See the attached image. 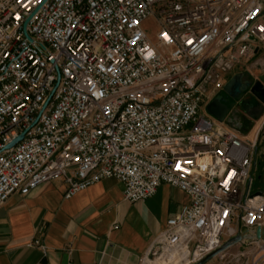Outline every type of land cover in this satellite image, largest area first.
Instances as JSON below:
<instances>
[{"label":"built area","instance_id":"2783aa9c","mask_svg":"<svg viewBox=\"0 0 264 264\" xmlns=\"http://www.w3.org/2000/svg\"><path fill=\"white\" fill-rule=\"evenodd\" d=\"M261 51L264 0H0V208L55 180L66 200L107 179L131 204L178 189L140 264H198L264 227V114L251 140L201 114ZM238 246L264 264V241Z\"/></svg>","mask_w":264,"mask_h":264},{"label":"crops","instance_id":"0c3cea01","mask_svg":"<svg viewBox=\"0 0 264 264\" xmlns=\"http://www.w3.org/2000/svg\"><path fill=\"white\" fill-rule=\"evenodd\" d=\"M218 96L202 109L225 129L251 140L256 123L245 134L247 123L259 122L263 115L256 120L242 108L237 115L226 111L219 120L208 111ZM261 157L264 160V148L258 149L257 162ZM254 183L255 179L253 192ZM66 189L64 182L55 180L26 197H10L0 208V264H140L167 220L189 203L184 193L167 185L160 186L154 197L133 204L124 201L123 186L114 179L69 200L64 197Z\"/></svg>","mask_w":264,"mask_h":264},{"label":"rangeland","instance_id":"374dc122","mask_svg":"<svg viewBox=\"0 0 264 264\" xmlns=\"http://www.w3.org/2000/svg\"><path fill=\"white\" fill-rule=\"evenodd\" d=\"M146 29L150 37L153 40H155L156 33L158 30L157 24L152 21L148 22L146 23ZM239 72L240 71L236 69V71L229 77V81H231ZM239 74H243L252 83L258 81L264 85V51H261L259 54H257V56H255L254 58V61L247 65V68L243 71V73H239ZM227 96L229 98L227 99L226 102L227 104L224 110L229 111L231 113L235 112V115H237V112H239L240 109H242L240 107V103L237 102L236 99H233L231 96H229V94H227ZM250 98H254V97H252L250 91L247 90L243 96V101L248 100ZM201 114L208 117V113L206 109H202ZM263 114H264V107H263L262 115ZM251 120L252 121L250 122H253V124L254 123L257 124L255 120L253 119ZM256 124H254V126ZM263 148H264V136L259 145V150L261 151ZM253 174H255L254 193L261 192L264 189V160L262 157L260 158V161L257 162V169ZM246 247L247 246H238V245L234 246L233 248L230 249V251L227 253L228 255L223 260H221L220 257H216L208 264H239L237 263V260L234 259L233 257L236 256L238 253H244L245 252L244 249Z\"/></svg>","mask_w":264,"mask_h":264},{"label":"water","instance_id":"95a60500","mask_svg":"<svg viewBox=\"0 0 264 264\" xmlns=\"http://www.w3.org/2000/svg\"><path fill=\"white\" fill-rule=\"evenodd\" d=\"M27 24H28V22L26 23V25ZM241 77H243V74L235 76L227 84V85L231 86V91L228 92L229 96H231L233 99H236L237 102L239 101L240 107H242L243 103L245 101H241L239 96L242 93H245L247 91V89H249L250 94L252 95V97H254L258 101V103H259V105L261 107H264V85L262 83L258 82V81L254 82L253 84H252V82H248L244 86V88L241 89V85H240ZM228 98H229L228 96H225L224 98H221L220 96H218L212 102V104H211L212 108L211 109H209L210 107L208 108V111L210 112V114L215 116L218 113L224 111V109L226 107V104H227L226 102H227ZM212 109L214 110V112L211 111ZM217 119H219V118H217ZM23 137H24V134L20 135L8 147V149L14 147L18 142L22 141ZM259 241H264V227H258L255 231H245V232H243L239 236H237V237L233 238L232 240H230L229 242H227L220 250H218L217 252L209 255L207 258H205L203 261H201L198 264H208L210 261H212L214 258H216L221 252H224V251H226V250H228L231 247H234L236 245H239V244H242V243H246V242H259Z\"/></svg>","mask_w":264,"mask_h":264},{"label":"trees","instance_id":"16d2710c","mask_svg":"<svg viewBox=\"0 0 264 264\" xmlns=\"http://www.w3.org/2000/svg\"><path fill=\"white\" fill-rule=\"evenodd\" d=\"M245 106H248L250 108V110H247L245 108ZM241 108H243L244 110H246L251 115V117H253L256 120H258L259 117L263 113V107H261L259 105V103L258 102H255L254 100H247V101H245L243 103V106ZM226 113H227L226 110H224L220 114L215 115V117H217V118H219L221 120V119H223V117H225ZM252 127H253V123H251V122L247 123V127L244 130L245 134H248L249 131H250V129Z\"/></svg>","mask_w":264,"mask_h":264},{"label":"flooded vegetation","instance_id":"af4514ba","mask_svg":"<svg viewBox=\"0 0 264 264\" xmlns=\"http://www.w3.org/2000/svg\"><path fill=\"white\" fill-rule=\"evenodd\" d=\"M248 82H250L244 75H243V77H241V79H240V85H241V89H243L244 88V86L248 83ZM253 84V83H252ZM248 91H249V89H247ZM231 91V86H229V85H226L225 86V88L223 89V91L221 92V93H223L224 94V97L225 96H227V94H228V92H230ZM244 94L245 93H242L239 97H240V100L241 101H243V96H244ZM219 96H220V94H219ZM220 97H222V96H220ZM223 97V98H224ZM254 100H256L255 98H253ZM210 108L209 109H211L212 107L211 106H209ZM245 108L247 109V110H250V108L248 107V106H245ZM212 112H214V110L212 109L211 110ZM216 112V111H215ZM221 113V112H220ZM220 113H218V114H220Z\"/></svg>","mask_w":264,"mask_h":264}]
</instances>
